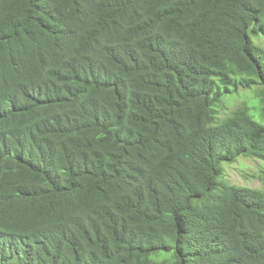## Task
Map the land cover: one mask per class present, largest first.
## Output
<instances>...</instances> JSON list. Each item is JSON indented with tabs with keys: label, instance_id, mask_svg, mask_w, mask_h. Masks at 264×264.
Segmentation results:
<instances>
[{
	"label": "trees",
	"instance_id": "1",
	"mask_svg": "<svg viewBox=\"0 0 264 264\" xmlns=\"http://www.w3.org/2000/svg\"><path fill=\"white\" fill-rule=\"evenodd\" d=\"M0 264H264V0H0Z\"/></svg>",
	"mask_w": 264,
	"mask_h": 264
},
{
	"label": "rangeland",
	"instance_id": "2",
	"mask_svg": "<svg viewBox=\"0 0 264 264\" xmlns=\"http://www.w3.org/2000/svg\"><path fill=\"white\" fill-rule=\"evenodd\" d=\"M253 94V92L242 90L238 94L231 97L224 106V109L220 110V117L223 118L229 115L241 103L247 100L252 103H257V100L255 97H253ZM262 166L263 163L259 160L241 158L236 164L227 167V181L230 184L239 187L261 188V182L259 181L258 177Z\"/></svg>",
	"mask_w": 264,
	"mask_h": 264
}]
</instances>
